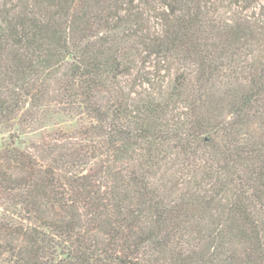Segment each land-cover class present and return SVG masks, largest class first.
Wrapping results in <instances>:
<instances>
[{"label": "trees", "instance_id": "trees-1", "mask_svg": "<svg viewBox=\"0 0 264 264\" xmlns=\"http://www.w3.org/2000/svg\"><path fill=\"white\" fill-rule=\"evenodd\" d=\"M0 264H264V0H0Z\"/></svg>", "mask_w": 264, "mask_h": 264}, {"label": "rangeland", "instance_id": "rangeland-1", "mask_svg": "<svg viewBox=\"0 0 264 264\" xmlns=\"http://www.w3.org/2000/svg\"><path fill=\"white\" fill-rule=\"evenodd\" d=\"M55 121L58 122V123H61L63 120L56 119ZM62 123H65V122H62ZM67 123H68V122H67Z\"/></svg>", "mask_w": 264, "mask_h": 264}]
</instances>
